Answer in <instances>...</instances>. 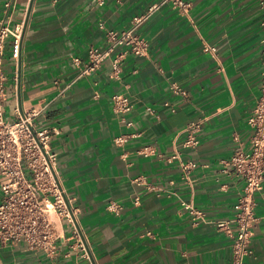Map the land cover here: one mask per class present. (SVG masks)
I'll return each instance as SVG.
<instances>
[{"label": "crops", "instance_id": "obj_1", "mask_svg": "<svg viewBox=\"0 0 264 264\" xmlns=\"http://www.w3.org/2000/svg\"><path fill=\"white\" fill-rule=\"evenodd\" d=\"M154 1L0 0V20L23 24L20 58L6 48L5 113L41 109L38 125L57 128L56 172L75 213L74 224L58 221L59 254L0 240V264L232 263L236 227L216 221H232L245 187L224 161L236 136L247 147L252 135L263 72L259 0H185L182 11L165 4L140 28L147 55H127L119 77L111 57L82 75L89 47L105 43L100 25L124 28ZM116 92L134 103L124 116L113 110ZM192 122L199 143L186 146ZM189 161L197 166L187 175ZM255 215L245 264H264V185Z\"/></svg>", "mask_w": 264, "mask_h": 264}, {"label": "built area", "instance_id": "obj_2", "mask_svg": "<svg viewBox=\"0 0 264 264\" xmlns=\"http://www.w3.org/2000/svg\"><path fill=\"white\" fill-rule=\"evenodd\" d=\"M100 4L104 0H99ZM10 2L6 5L9 6ZM165 4H171L178 10H186L185 0H155L144 11L132 17L128 26L116 29L100 25L105 30L103 46L91 45L87 51L82 75H90L99 69L104 61L111 57L113 75L119 77L122 64L129 54L145 56L149 53V42L141 34V26ZM262 12L263 29L262 54L263 72L260 95L248 119L252 135L249 145L245 147L239 137L238 145L230 159L224 161L237 176L245 181L244 191L238 202V212L232 221L218 220L219 228L232 231V223L236 227L231 264H245V258L252 252L251 239L255 222L256 194L264 185V0H259ZM23 24L0 20V240L25 241L32 250L43 251L56 256L60 244L66 239L58 232L59 219L75 223V213L71 207V199L67 196L56 172L59 154L52 147L57 128L38 125L36 118L42 110L33 108L23 111L15 108V116L11 119L5 113L7 99V77L4 61L7 44L11 45V55L20 58L22 51ZM77 63L80 62L76 59ZM176 92L186 94L178 85H173ZM99 94L96 92V97ZM112 107L115 113L126 115L134 107L131 97L124 92L112 95ZM129 126L132 120H127ZM199 122H192L187 128L186 146L199 143ZM127 141L124 135L115 137V142L123 145ZM197 166L194 161L183 167L188 175ZM225 169V170H228ZM191 211L201 214L191 204L185 202ZM110 210H119L116 203H110ZM76 239L84 251L83 239L76 230ZM85 255L87 253L85 252Z\"/></svg>", "mask_w": 264, "mask_h": 264}, {"label": "rangeland", "instance_id": "obj_3", "mask_svg": "<svg viewBox=\"0 0 264 264\" xmlns=\"http://www.w3.org/2000/svg\"><path fill=\"white\" fill-rule=\"evenodd\" d=\"M5 70H6V72L8 71V70H7V65H6V68L4 67V71H5Z\"/></svg>", "mask_w": 264, "mask_h": 264}, {"label": "water", "instance_id": "obj_4", "mask_svg": "<svg viewBox=\"0 0 264 264\" xmlns=\"http://www.w3.org/2000/svg\"><path fill=\"white\" fill-rule=\"evenodd\" d=\"M78 225V224H77ZM79 227V226H78Z\"/></svg>", "mask_w": 264, "mask_h": 264}]
</instances>
